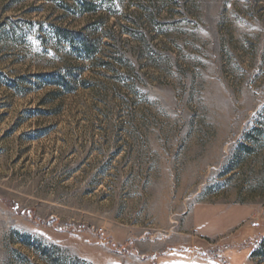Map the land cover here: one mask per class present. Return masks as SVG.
<instances>
[{"label":"rangeland","instance_id":"obj_1","mask_svg":"<svg viewBox=\"0 0 264 264\" xmlns=\"http://www.w3.org/2000/svg\"><path fill=\"white\" fill-rule=\"evenodd\" d=\"M0 264H264V0H0Z\"/></svg>","mask_w":264,"mask_h":264}]
</instances>
